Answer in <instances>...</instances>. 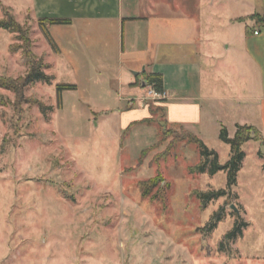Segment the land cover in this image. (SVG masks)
Masks as SVG:
<instances>
[{"label": "rangeland", "instance_id": "1", "mask_svg": "<svg viewBox=\"0 0 264 264\" xmlns=\"http://www.w3.org/2000/svg\"><path fill=\"white\" fill-rule=\"evenodd\" d=\"M36 1L0 0V20L13 16L30 36L31 52L55 75L51 84L24 90L27 100L50 107L47 115L39 104L17 105L16 94L0 88V264H264L261 135L242 146L231 188L226 171L191 173L200 149L187 142L190 131L167 123L153 86L130 107L114 80L113 48L100 57L95 41L83 40L80 20L67 41L49 30L50 42L39 25L41 18L82 15L87 6ZM17 42L16 33L0 27L2 76L29 71L26 45ZM58 83L76 85L63 93L61 108ZM138 107L153 110L152 119L126 130L150 116ZM222 127L205 126L198 136L224 164L231 151L220 139ZM158 175L162 180L145 195L144 183ZM220 189L227 194L207 204L199 198Z\"/></svg>", "mask_w": 264, "mask_h": 264}, {"label": "crops", "instance_id": "2", "mask_svg": "<svg viewBox=\"0 0 264 264\" xmlns=\"http://www.w3.org/2000/svg\"><path fill=\"white\" fill-rule=\"evenodd\" d=\"M40 2L87 6L82 15L51 17L71 22L49 30L56 40L67 41L80 20L83 40L95 41L100 57L113 48L114 80L130 107L143 96L142 82L158 73L164 93L158 103L170 126L196 136L205 126L235 128L234 134L238 124L253 126L264 147V31L258 29L264 25V0ZM92 25L96 29L90 32L86 28ZM137 112L151 117L149 108Z\"/></svg>", "mask_w": 264, "mask_h": 264}, {"label": "trees", "instance_id": "3", "mask_svg": "<svg viewBox=\"0 0 264 264\" xmlns=\"http://www.w3.org/2000/svg\"><path fill=\"white\" fill-rule=\"evenodd\" d=\"M255 17V16H251ZM71 22L70 19L64 18H41L39 20V25L41 29L44 31L47 39L52 42L51 35L49 33V29L47 26L55 25V24H69ZM264 26V25H263ZM0 27L6 29L12 33H16L17 48H24L26 45L25 55L28 58L29 71L25 76H20L16 79L11 77H6L0 75V88L6 89L16 94V104L21 105L23 101L28 103L39 104L41 111L44 115H47L50 107L46 106L44 103L40 101L31 102L24 97V90L28 85L34 84L36 82H46L51 84L53 79L55 78L54 74L46 73L45 69L50 68L52 65L50 63H45L42 59H37L36 56L31 52V39L26 31H24L22 25L17 22L13 16L7 13V16L0 20ZM20 43V44H19ZM147 85L153 86V88L158 92H163V81L162 77L158 73L149 74L145 80ZM57 89V102L58 107L61 108L63 102V93L67 90L76 89V85L74 84H64L58 83L56 84ZM152 112L153 110L150 109ZM140 121L132 122L126 130H129L132 125L136 124H144V122H149L152 118H146ZM144 121V122H143ZM148 124V123H146ZM186 137L188 138V143H195L200 149V153L202 156V160L195 166L190 168L191 173H204L209 171L211 175L216 174L219 171H226L228 173V187L231 188L233 185L237 183V175L241 169L242 162L245 157V151L242 146L252 139H257V136H260L259 131L253 126L248 125H237L236 132L233 137L229 136L228 129L223 126L220 132V139L226 144L230 145L231 157L230 159L221 164L219 162L218 153L214 150L208 148V146L203 142V140L194 135L191 132H184ZM151 178L148 182L144 183L146 185H150L149 188L145 187V195L149 194L150 190L153 187L158 185V181L161 179V176ZM162 180V179H161ZM227 194L226 189H220L216 191L209 192H199V198L202 199L204 204H207L209 201L213 199H217L221 196ZM220 216H217V220ZM216 222H213L211 227L215 225ZM240 226H238L233 231L227 234V238L231 239L236 236L237 231H240Z\"/></svg>", "mask_w": 264, "mask_h": 264}, {"label": "built area", "instance_id": "4", "mask_svg": "<svg viewBox=\"0 0 264 264\" xmlns=\"http://www.w3.org/2000/svg\"><path fill=\"white\" fill-rule=\"evenodd\" d=\"M155 91H156L155 89L154 90L153 89L150 90V92H155ZM154 94L157 95L159 97V99H162L164 97V93L163 92L156 91Z\"/></svg>", "mask_w": 264, "mask_h": 264}, {"label": "water", "instance_id": "5", "mask_svg": "<svg viewBox=\"0 0 264 264\" xmlns=\"http://www.w3.org/2000/svg\"><path fill=\"white\" fill-rule=\"evenodd\" d=\"M143 71H145V68L143 69ZM134 74H135V75H139V72H134ZM146 85H147V82H146V81H143V82H142V86H144V87H145ZM232 208H234V209H235V206H234V205H232Z\"/></svg>", "mask_w": 264, "mask_h": 264}]
</instances>
